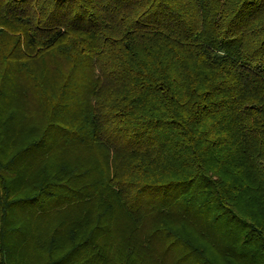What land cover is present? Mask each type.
<instances>
[{
	"label": "trees",
	"instance_id": "1",
	"mask_svg": "<svg viewBox=\"0 0 264 264\" xmlns=\"http://www.w3.org/2000/svg\"><path fill=\"white\" fill-rule=\"evenodd\" d=\"M0 264H264V0H0Z\"/></svg>",
	"mask_w": 264,
	"mask_h": 264
}]
</instances>
